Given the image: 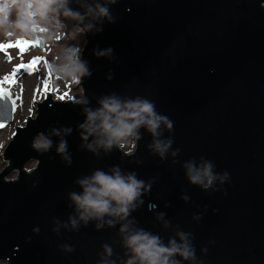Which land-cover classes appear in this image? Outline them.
<instances>
[{"label":"water","instance_id":"obj_1","mask_svg":"<svg viewBox=\"0 0 264 264\" xmlns=\"http://www.w3.org/2000/svg\"><path fill=\"white\" fill-rule=\"evenodd\" d=\"M66 10L78 16L61 10L55 19L86 36L84 96L48 94L5 149L0 261L140 264L127 241L145 234L193 252L170 264H264V0H67ZM106 100L150 103L172 128L161 123L153 136L139 127L130 154L105 149L98 135L83 139L81 125ZM15 111V102L0 103V131ZM41 137L46 151L34 147ZM169 141L161 156L155 144ZM206 164L212 185L191 183L188 166ZM98 171L143 187L126 215L85 222L71 197Z\"/></svg>","mask_w":264,"mask_h":264},{"label":"clouds","instance_id":"obj_2","mask_svg":"<svg viewBox=\"0 0 264 264\" xmlns=\"http://www.w3.org/2000/svg\"><path fill=\"white\" fill-rule=\"evenodd\" d=\"M66 4L67 0H0V36H32L34 32L44 27L41 22L48 18L49 13L63 10V15L66 17L78 16L66 10ZM100 14L106 16L107 10L101 9ZM44 31L47 32V28H44ZM64 61L63 64L53 67L55 74L75 81L86 74V69L79 62L76 51L68 49ZM161 123H165L168 129L172 128V124L166 118L155 114L154 107L150 103H129L122 106L115 100H106L98 111L88 112L87 122L81 127L87 133L83 139L98 135L99 145L110 149L114 144L123 148L129 138L136 137L137 129L141 126H146L155 136ZM170 143L171 141L163 147L160 143H156L155 149L163 156ZM34 147L46 151L51 147V142L41 137L35 142ZM65 149L66 144L61 142L58 151L63 153ZM130 151L126 154H130ZM188 176L191 183L201 184L205 188L210 187L216 179L211 164H206L202 170L194 169L189 165ZM223 179H227V174ZM80 184L84 189L83 194H73L71 198L82 213L80 219L85 222L90 218H101L104 215H126L128 207L139 197L143 187V183L134 176L125 178L118 172L115 175H107L99 171L90 180L80 181ZM72 223L75 227L76 222L73 220ZM181 239L183 240V237ZM127 246L140 264H170V257L174 255L179 254L184 259H191L193 256V252L186 244L179 247L171 244L170 247H165L158 238L145 234L131 236ZM129 264H133V261H129Z\"/></svg>","mask_w":264,"mask_h":264},{"label":"rangeland","instance_id":"obj_3","mask_svg":"<svg viewBox=\"0 0 264 264\" xmlns=\"http://www.w3.org/2000/svg\"><path fill=\"white\" fill-rule=\"evenodd\" d=\"M41 23L44 27L34 32L32 36H0V45L15 44L18 40L34 42V46H29L23 53L18 47L0 49V82H3V87L9 90L10 96L16 101L13 124L0 131V174L9 166L3 158L5 149L12 141L16 128L24 127L29 117H36V103L42 102L48 94H52L54 100L74 102L81 100L84 96V91L78 87L80 78L75 81L53 72V67L65 62L64 56L68 49L76 51L77 58L82 63V52L86 45L84 32L79 28L65 30L63 24L55 19L53 13H49L48 18ZM44 28H47V32ZM41 42H44V48L39 46ZM37 57L41 60L33 65L36 71L29 73L24 68H20L13 77L14 70L18 66L28 65ZM6 78H8L7 81ZM13 80L14 83L11 82ZM46 84L47 88H45ZM134 145L135 138L133 137L129 138L123 148L119 147L127 153L134 149ZM36 163V161L29 163L26 166L27 171L35 168ZM17 175L18 172L12 173L8 179L14 180ZM0 264L7 263L0 261Z\"/></svg>","mask_w":264,"mask_h":264},{"label":"snow or ice","instance_id":"obj_4","mask_svg":"<svg viewBox=\"0 0 264 264\" xmlns=\"http://www.w3.org/2000/svg\"><path fill=\"white\" fill-rule=\"evenodd\" d=\"M29 46H34V42H29L26 40H18L15 42V44L0 45V49H6V47H18L20 48L21 53H23L25 50H27ZM40 60L41 58L37 57L34 58L33 61L28 65L21 64L20 66H18L17 69L14 70L13 77L16 75L17 72H19L20 68H24L25 71H28L29 73H31L32 71H36L37 69L34 68L33 65L38 64ZM7 79L8 78H6V81ZM11 82L14 83V80ZM45 88H47V84L45 85ZM0 103L14 105V102L11 101L9 90L3 87V82H0ZM3 126H4L3 122H0V127Z\"/></svg>","mask_w":264,"mask_h":264}]
</instances>
